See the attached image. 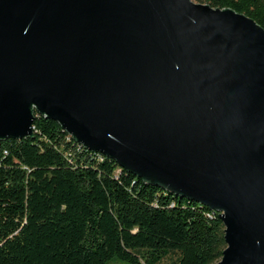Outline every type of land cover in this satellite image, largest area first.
I'll use <instances>...</instances> for the list:
<instances>
[{
  "label": "water",
  "instance_id": "95a60500",
  "mask_svg": "<svg viewBox=\"0 0 264 264\" xmlns=\"http://www.w3.org/2000/svg\"><path fill=\"white\" fill-rule=\"evenodd\" d=\"M36 115L224 224L264 264V27L192 0H0V141Z\"/></svg>",
  "mask_w": 264,
  "mask_h": 264
},
{
  "label": "trees",
  "instance_id": "16d2710c",
  "mask_svg": "<svg viewBox=\"0 0 264 264\" xmlns=\"http://www.w3.org/2000/svg\"><path fill=\"white\" fill-rule=\"evenodd\" d=\"M264 27V0H197ZM0 141V264H215L218 212L145 184L42 115Z\"/></svg>",
  "mask_w": 264,
  "mask_h": 264
},
{
  "label": "rangeland",
  "instance_id": "374dc122",
  "mask_svg": "<svg viewBox=\"0 0 264 264\" xmlns=\"http://www.w3.org/2000/svg\"><path fill=\"white\" fill-rule=\"evenodd\" d=\"M193 2H198L197 0H192ZM172 261V257H166L162 260L160 264H168L169 262Z\"/></svg>",
  "mask_w": 264,
  "mask_h": 264
}]
</instances>
